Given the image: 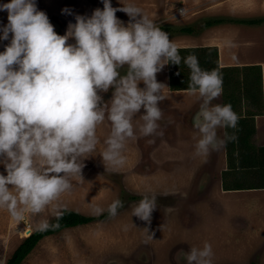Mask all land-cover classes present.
<instances>
[{"label":"clouds","instance_id":"1","mask_svg":"<svg viewBox=\"0 0 264 264\" xmlns=\"http://www.w3.org/2000/svg\"><path fill=\"white\" fill-rule=\"evenodd\" d=\"M102 2L103 9L90 17L77 15L65 35L55 32L35 0L0 4V11L8 12L0 39L12 34L0 53V164L6 172L0 173V208L15 219L24 212L40 214L72 189L70 178L82 177L84 160L96 151L97 127L105 118L111 125L100 153L105 167L124 165L126 142L136 138L132 120L142 108L140 135L157 132L162 118L158 104L165 97L156 76L166 65L180 64L177 47L141 8L124 0L119 8L111 0ZM118 11L129 16L126 26ZM70 39L75 43L69 44ZM184 63L191 70L187 90L202 100L194 120L199 133L194 154L206 157L235 139L227 133L219 139L216 130L235 128L238 117L231 105H211L222 91L217 71L202 70L191 55ZM125 65L127 73L121 76L118 69ZM110 89L105 102L101 93ZM155 199L144 195L132 216L150 224ZM120 207V200L113 201L109 216L115 217ZM104 211L94 208L97 215ZM49 227L46 220L37 225L39 231ZM212 255L205 242L203 248L191 247L186 259L188 264H211Z\"/></svg>","mask_w":264,"mask_h":264},{"label":"rangeland","instance_id":"2","mask_svg":"<svg viewBox=\"0 0 264 264\" xmlns=\"http://www.w3.org/2000/svg\"><path fill=\"white\" fill-rule=\"evenodd\" d=\"M9 2L0 0V4ZM176 2H180L179 5L176 6ZM35 3L39 11H45L48 17H53L65 29L69 23L76 22L77 15L90 17L95 9L103 7L102 0H35ZM154 3L159 10L170 14L169 20L161 16L153 21L161 30L164 26L173 29L186 26L202 28V24L213 19L226 21L212 27L219 30L229 28L231 21H258L256 25H245L257 28L243 26L238 30L244 39L254 43L253 46L245 45L243 52L264 60V0H156ZM179 8H185L188 15L172 19L171 16ZM65 9L68 11L64 12ZM124 17L122 22H129L130 18ZM7 24L8 12L0 11V29ZM214 31L219 34V31ZM2 35L0 31V37ZM181 37L185 36H169V39ZM11 38L10 33L8 40L0 39V53L5 51ZM69 41V44L75 43L74 39ZM127 70L126 65L118 69L121 76L126 75ZM228 81L225 79L223 82L227 93L223 91L222 95H234L239 100L240 89L234 93L227 90ZM110 92L111 89L104 96L105 102L111 98ZM108 130L111 131L109 121ZM172 131L175 132L174 129ZM140 141L142 149L147 145L156 148L162 144L161 136L158 138L156 134L142 137ZM130 145L128 140L126 147ZM105 147L101 139L96 151L84 160L82 177H71L72 189L40 214L24 212L21 218L15 219L6 209L0 208V264H6L22 242L38 230L37 225L41 221L50 223L56 213L60 214L63 210L99 221L108 214V206L117 199L123 207L117 209L115 217L70 227L44 238L22 264H188L186 256L191 247L203 248L205 242L212 248L211 264H264V226H260L263 223L261 218L253 217L247 226L242 221H236L239 215L249 216L250 208L255 207H248L251 199L242 203L236 199L228 200L227 212L223 211L224 206L222 210L221 206H214L215 202L218 204L219 197L223 198L222 192L217 197L221 187L228 190L238 186L253 188L260 184L261 176L264 177V149L260 150V157H253L246 165L239 154L230 155L231 167L227 176L226 172L221 173V179L220 169L207 173L211 177L199 173L189 178L184 176V172L176 170L174 161L154 162L142 155L138 163L125 160L121 167H105L100 156ZM240 164L243 167H238ZM137 172L151 177L137 179ZM0 173L6 175L2 164ZM144 195L156 198V209L152 212L150 224L132 216V209ZM96 207L105 211L97 215L94 212ZM72 221L75 222V217Z\"/></svg>","mask_w":264,"mask_h":264},{"label":"crops","instance_id":"3","mask_svg":"<svg viewBox=\"0 0 264 264\" xmlns=\"http://www.w3.org/2000/svg\"><path fill=\"white\" fill-rule=\"evenodd\" d=\"M147 1L148 3H146ZM124 2L134 4L135 6L138 5L152 21H156L161 16L166 17L168 20L170 18L169 12L161 11V9H158V6L154 5L156 0H124ZM171 3L174 4V2ZM179 3L176 2V6ZM111 4L114 8L122 7L120 0H111ZM103 7L100 9H103ZM116 16L122 21L125 18L124 16L128 15L122 11H118ZM184 17H177L176 12L171 16L172 19H182ZM127 23L126 21L124 22L125 26ZM243 26L245 25L230 22L229 28L227 29L219 30L218 28L211 27L202 31L196 37L185 36L171 39V42L176 45L177 49H218L219 67L221 69H229L223 77L222 82L225 79L229 80L226 87L227 90H231L233 93L240 89V99L237 100L234 95L223 96V91H225V87L223 86L221 94L212 100V106L217 104L231 105L232 110L238 117L235 128H217V137L219 139H225V133H227L228 136L234 135L235 139L226 141L224 147L218 151H210L206 157L196 156L194 154L196 139L199 138V133L194 128V120L199 113L202 100L198 97V94L192 95L188 90H171L168 64L156 76L157 81L164 84L161 94L165 97L158 104L162 111V118L157 122L159 125L157 129L158 133H155L158 138L161 136V147L149 148L147 146L150 145H147L142 149L140 146V140L144 137L139 133V125L143 123L139 118L140 115L144 114V109L142 108L141 112L136 114L132 120L136 138L129 139L131 145L126 147L123 152V155L127 158V162L134 160L135 163H138L141 161L140 155H142L154 162L170 163L174 161L177 164L176 170H179L181 173L184 172V176L189 178L196 177L199 173L207 175V173L215 172L218 169H220L221 178V173L226 172L227 176V170L231 167L230 155L235 156V154H239L245 163L244 165L252 161L253 157H260L258 154L260 150L264 149V60L259 59L257 56H247L243 52L245 45H254L253 42L247 41L240 34V30L238 29ZM245 27L248 29L257 28ZM214 29L219 31V34H216ZM246 67L251 69L243 70ZM255 67H259L260 70L255 69ZM259 73L261 74V85H259L261 91H258L257 85ZM139 87L143 88L144 84L141 82ZM248 90L250 91L248 92ZM225 93L227 92L225 91ZM106 94L101 93L103 98ZM248 104L251 106L249 107ZM109 134L108 120L105 118L104 122L97 127L99 141L97 146L100 145L101 139L102 143H104V140ZM247 159L248 162L246 163ZM237 161L239 162V160ZM190 163L191 165H188ZM238 167L241 168L243 165L240 164ZM144 172H147V170ZM204 174L202 175L205 176ZM141 177L147 178L151 177V175H141L137 172L135 178L138 179ZM261 179L260 184L253 188L238 186L233 189L224 190L221 187V191L218 192L217 197L222 192L223 198L220 199L219 197L218 204L216 205L215 202L214 206H221L220 210L224 206L225 210L223 211L227 212L228 206L226 204H228V200L236 199L239 200V203H242L251 199L248 207H255L250 208L249 216L245 218L246 216L239 215V218L243 219L237 218L238 220L236 221H242L244 222V226H247L251 219L256 216L257 218L260 217L263 222L260 226H264V188H259L264 183V177L261 176ZM223 183L224 180L221 184L223 185Z\"/></svg>","mask_w":264,"mask_h":264},{"label":"trees","instance_id":"4","mask_svg":"<svg viewBox=\"0 0 264 264\" xmlns=\"http://www.w3.org/2000/svg\"><path fill=\"white\" fill-rule=\"evenodd\" d=\"M232 22V21H231ZM235 22V21H234ZM226 21L223 20H208L200 27L186 26L182 28H170L165 26L162 31L166 32L168 36L175 35H184V36H198L203 28L208 29L213 26H218L221 24H225ZM236 23L243 25H256L259 23L258 21H238ZM178 54L181 57L180 64L174 65L169 64V74H170V87L171 90H187L189 85V77H190V69L184 63L185 58L188 56H195L198 60L199 66L202 70L212 71L215 70L219 74L221 80L225 76L226 72L229 69H221L219 67V56L217 48H198V49H177ZM251 68H244L243 70H249ZM255 69L260 70L259 67H255ZM235 70V69H234ZM249 83V81H248ZM261 83V74L259 73L257 79L258 91H261L259 85ZM223 87V82H222ZM250 90H248L249 92ZM264 188V183L261 187ZM75 217V222L72 219ZM109 217V214H106L100 220H105ZM99 220V221H100ZM94 218L84 217L81 214L75 213L70 210H63L59 216H56L50 223V227L46 231H34L28 238H26L22 244L15 250L12 254L11 258L8 259L6 264H22L25 258L35 249L40 241L44 238L52 236L65 230L70 227H75L79 225H87L93 222H99ZM59 225V227H54L55 225Z\"/></svg>","mask_w":264,"mask_h":264},{"label":"flooded vegetation","instance_id":"5","mask_svg":"<svg viewBox=\"0 0 264 264\" xmlns=\"http://www.w3.org/2000/svg\"><path fill=\"white\" fill-rule=\"evenodd\" d=\"M43 12H45V11H43ZM48 18H49L50 22L53 24L54 30L57 34H59V35H65L66 34L67 29H65V27H63L60 22L56 21L53 17H48ZM68 43H71V42L68 41ZM110 93L112 94V92H110Z\"/></svg>","mask_w":264,"mask_h":264},{"label":"built area","instance_id":"6","mask_svg":"<svg viewBox=\"0 0 264 264\" xmlns=\"http://www.w3.org/2000/svg\"><path fill=\"white\" fill-rule=\"evenodd\" d=\"M188 13V11L185 9V8H179L177 11H176V16L177 17H184L186 16Z\"/></svg>","mask_w":264,"mask_h":264}]
</instances>
